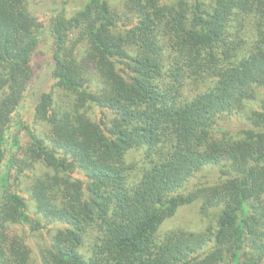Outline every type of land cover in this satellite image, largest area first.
<instances>
[{
	"label": "trees",
	"instance_id": "trees-1",
	"mask_svg": "<svg viewBox=\"0 0 264 264\" xmlns=\"http://www.w3.org/2000/svg\"><path fill=\"white\" fill-rule=\"evenodd\" d=\"M33 1L0 0V264H264V0Z\"/></svg>",
	"mask_w": 264,
	"mask_h": 264
},
{
	"label": "rangeland",
	"instance_id": "rangeland-1",
	"mask_svg": "<svg viewBox=\"0 0 264 264\" xmlns=\"http://www.w3.org/2000/svg\"><path fill=\"white\" fill-rule=\"evenodd\" d=\"M85 0H42L40 2L32 3V11L36 14H39L43 17H47V21L50 22L52 17L59 11H62L64 8L68 12L78 9ZM52 37L49 32L45 34V41L42 43L38 52L34 56L33 62L36 67V75L34 80L30 83L29 89L27 92V99L21 106V116L27 121L32 119V112L35 106L37 95L40 90H45L49 87L51 82L50 72L52 67ZM23 142H26V138H22ZM13 137L10 136L8 140V157L13 153L12 148ZM5 167V166H4ZM15 173L13 169L10 171ZM26 180L24 178V185H26ZM206 220L201 212L200 201H195L191 204L184 205L177 213L166 220L164 224L160 227V231H166L171 228H185L189 230L199 231L205 227Z\"/></svg>",
	"mask_w": 264,
	"mask_h": 264
}]
</instances>
